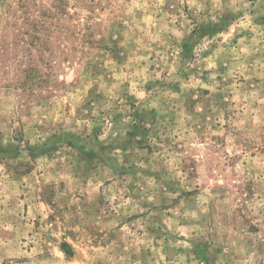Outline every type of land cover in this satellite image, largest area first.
<instances>
[{
	"label": "rangeland",
	"instance_id": "1",
	"mask_svg": "<svg viewBox=\"0 0 264 264\" xmlns=\"http://www.w3.org/2000/svg\"><path fill=\"white\" fill-rule=\"evenodd\" d=\"M0 264H264V0H0Z\"/></svg>",
	"mask_w": 264,
	"mask_h": 264
}]
</instances>
